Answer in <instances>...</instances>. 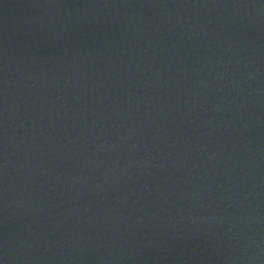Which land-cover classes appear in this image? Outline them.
<instances>
[{
  "label": "water",
  "instance_id": "95a60500",
  "mask_svg": "<svg viewBox=\"0 0 264 264\" xmlns=\"http://www.w3.org/2000/svg\"><path fill=\"white\" fill-rule=\"evenodd\" d=\"M0 264H264V0H0Z\"/></svg>",
  "mask_w": 264,
  "mask_h": 264
}]
</instances>
